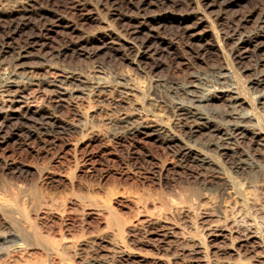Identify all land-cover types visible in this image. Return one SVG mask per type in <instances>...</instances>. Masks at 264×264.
<instances>
[{"label":"rangeland","instance_id":"rangeland-1","mask_svg":"<svg viewBox=\"0 0 264 264\" xmlns=\"http://www.w3.org/2000/svg\"><path fill=\"white\" fill-rule=\"evenodd\" d=\"M263 11L264 0H0V76L17 73L30 84L13 122L0 129V231L14 230L24 239L21 248L14 241L1 245L0 264L156 261H123L122 248L162 256L161 264H200L183 250L193 240L187 243L180 234L200 235L210 244L209 225L218 220L235 228V236L251 224L264 225V97H257L264 82L252 84L264 78V44L246 54L237 45L240 31L255 30ZM24 49L30 54L16 60ZM66 69L108 87L58 97L57 87L41 84ZM226 71L245 102L235 107L212 98L208 110L218 119L190 131L195 119L175 110L174 101L187 100L192 83L216 95L220 85L213 81ZM4 99L0 125L7 114ZM234 109L255 116L240 152L257 154L259 171L235 170L232 159L211 145L221 138L213 130L220 117ZM54 119L68 133L49 131ZM135 122L182 132L186 142L218 160L226 177L220 182L233 181L234 187L203 185L211 169L187 167L162 140L133 135ZM181 191L197 195L194 203L164 208V200ZM229 244L220 240L213 258L264 264V246L235 244V251Z\"/></svg>","mask_w":264,"mask_h":264},{"label":"bare ground","instance_id":"bare-ground-1","mask_svg":"<svg viewBox=\"0 0 264 264\" xmlns=\"http://www.w3.org/2000/svg\"><path fill=\"white\" fill-rule=\"evenodd\" d=\"M263 12H262V15L258 18V21H259L258 23L259 24H258L257 28L255 30L253 29V31L251 33L247 32V33H242L241 34V31H242L241 30L240 34H239V30L240 29L234 30L231 34L229 33L230 36L233 37V38L235 37V35L239 34V36H238L239 39L237 40L238 41V44H237L238 45V49L240 51L242 50V52H245V54H246V52L248 50H250V48H254L256 46H261V45L264 44V13ZM236 28H238V27H236ZM234 29H235V27H234ZM226 37H228V36H226ZM32 45H33V43H32ZM29 51H30L29 49H24V51L23 50L20 51L19 56L16 57V60L19 59V58H23L25 56H28L27 53L30 54ZM243 56H244V54H243ZM263 64H264V62H263ZM57 66H59V65H57ZM16 74L13 73V72H9L7 74L3 73V75L0 76V96L3 97V98H6L4 100H6V102H7V108H6V111H5L7 114H6V116H4V122L1 123L0 129H3L6 126H8V124H10V122L16 116V111L20 107L23 106V104L25 103V100H27V98H28L27 90L29 89V85L30 84H28L27 81L24 80L25 78L22 79L21 76L16 75ZM200 77L201 76L197 77L198 81H201ZM220 77H222V78H219V79H215L214 78L215 80L213 81L215 83L214 85H218V86L220 85L218 87L219 89L217 88V86L215 88V90L217 89V91H216L217 94L216 95L208 94V91L207 90H203V87H201L203 84L200 85L197 82L199 85L196 84V83L195 84L192 83V85H187V88L189 89V90H187V93L189 95L187 100L183 99L181 101H177L178 100V98H177V100H175L176 102L174 101L175 110H177L179 112H182V114L185 112L186 115H190V116H192L195 119V120L193 119L194 121L192 122V123H194V125L192 127L190 126L191 127L190 131H192V132L198 131V130H200V128H202L205 125L207 126V125H212L213 123H215L216 118H217V116H215L216 114L214 115L213 113L210 112V110H208V108H209L208 105H209V103H210L212 98H214V97L216 98V96L218 98L222 97V98L232 102L235 107L237 105L241 106V104H243V102H245V101L241 100V96L239 95V90L237 89V86H234L235 84L233 85L234 82H232L230 73H228L227 71L226 72H222ZM262 77H263L262 75L256 77V79H254L252 81V84L254 83V85L259 86V84L261 82H264V78H262ZM34 83H36V82H34ZM201 83H202V81H201ZM41 84H46L47 86L54 87V88L57 87L55 89V91L57 92L58 97H60L61 94H66V93L67 94H72L74 91L79 90V89L81 90L83 88H89V89H92V90H95V91H105V89H107V87H108L107 83H104V81H102V80L87 79V77H86V79H84V78H81L78 74L73 73L72 71H67V69L66 70H62V72H58L55 75L53 74L52 78L51 77L50 78L48 77V78H45V79L42 78ZM118 84H120V83H118ZM190 86H192V87L189 88ZM204 86H206V85L204 84ZM210 87H211V85H210ZM213 87H215V86H213ZM126 88H127V90L129 88V90L132 91V87L131 86L126 87ZM207 89H208V87H207ZM209 89H211V88H209ZM92 90H91V92H92ZM206 91H207V93H206ZM124 93H126V92H124ZM257 97H264V92L259 94V95H257ZM60 104L61 103L59 102L58 105H60ZM2 109L4 110V108H2ZM177 111H176V113H178ZM19 112H20V110H19ZM229 112L230 113H227V114L225 113L226 114L225 116L221 115L222 117H220V118L222 119L221 120L222 123L216 125V128L213 129L214 131L215 130L217 131V133L215 132V134H218V136L220 135L221 138H218V139H220V141L217 140L219 142H214V140H213V143H211V145L214 146V148H216L218 153L222 154L223 156L230 157L232 159V162H231L232 165L231 166L235 170H237V171H240V170L245 171L247 169H250V170H254V171L255 170L259 171L261 169V163L259 161V158H258L257 154H248V153L245 154V153L240 152L241 151L240 148L243 147L242 144H244L246 138L248 137L249 132H251L252 126L254 124H256L255 123L256 121L254 120L255 116L252 114L253 112L252 111H246L245 112V110L242 113H240L241 111L238 112L236 110L234 112H232V111H229ZM130 115L131 114L129 113L127 116H125L126 117L125 119L126 120L127 119L130 120L131 119ZM185 116H183V117H185ZM40 117H42V116H40ZM43 118H44V116H43ZM133 119L134 118H132V120ZM144 119H142V120H144ZM140 120H141V118L139 119V121ZM185 120H187V119H185ZM136 121H138V120H136ZM253 121H255V122H253ZM46 122H48V121H46ZM145 122H148V121H145ZM21 123H22V121H21ZM126 123H127V121H126ZM51 124L52 125H51L49 131H52L53 133L54 132H58V133L62 134L64 132L69 131V130L65 131L66 129H69V128H67V126L61 125V123L59 121H57V119H54V122L51 123ZM133 124H134V121H133ZM34 125L36 126V124H34ZM30 126H31V124H30ZM127 126H129V125H127ZM14 127H15V125H14ZM213 127H215V126H213ZM130 129H131V132H132L133 135L134 134H145L148 137H151V138L155 137V138H158V139L162 140L169 147L175 149L177 154H179L180 157L182 158V160L184 162V165H186L187 167L198 166V167H204V168L206 167V168L211 169L209 175L205 176V178L203 177V179H202L203 180L202 181L203 185H206V186H209V187H213V188H217V189L222 188V189H224V191L234 187L235 184L233 185V181L231 182V181H228L226 179L227 180L226 183L225 182L224 183L220 182V180L223 179V177L224 178H226V177H225L223 171H220L222 167L219 164L218 160L213 158L210 154H208L206 152L204 153L200 149L196 148L194 145H191L189 142H186V140L184 139V136L181 134L182 132H176V131L169 130V129L165 128L161 124L160 125H156V124H147V123H143V122H135V125H133ZM188 129H189V127H188ZM210 130H212V129H210ZM44 132H45V130H44ZM52 132H49V133H52ZM258 134H260V133H255V136H258ZM54 135H56V134H54ZM238 153H242V154H240V156H238ZM235 156H237L238 158H235ZM21 188L22 187H20V189ZM194 196L195 195L193 193H185V192L181 191V192L173 194V196L171 198H169L167 200H164L163 206H164V208L166 207L167 209H169V207L173 203H176L178 201H180L183 204H187L188 206L189 205L191 206L194 203V198L197 195L195 197ZM145 220H146V218H145ZM218 222H219V220H218ZM218 222L215 223V224L212 223V224L209 225V228L212 231L211 234H208L210 236L209 237L210 238V244H207L205 240H203L201 238H198L200 235L199 236L196 235V237H194V238L193 237L189 238V237H186L187 235L183 236L182 234H180L181 235L180 238H182V240H184L185 242L193 240V244H191V245L184 243L185 244L184 245V249H183L185 251L184 253H186L187 251L192 253L194 255L193 256V260L199 262L200 264H256L257 260L245 261L241 257H238V258H235V259L231 258V259H226V260L220 261L217 258H213V256L211 255V252H212L211 249L215 248V246H217L218 242L220 240H222V239L230 240V244L227 245L226 247L228 249H232V250H235V251H236V248H235L236 245L235 244H237V246H239V248H244V249H248V247H250V246H252V247H254V246H256V247L257 246H259V247L264 246V225H262V224L261 225L251 224L250 226L245 228L244 231L240 232L238 236H235L234 232H237V230L235 228L230 227V225H228L225 222L224 223L223 222L222 223L221 222L218 223ZM233 237H235V238H233ZM13 241H14V244L16 246H18V248L19 247L21 248L22 245H24V239H22L20 237V235L18 234L17 231H14V230H9V231H6V232L0 231V249L1 248L5 249V247H1L2 244H6V243H9V242H13ZM239 248H238V251H239ZM118 252H119V258L122 259L123 261L127 260L131 256H137V257H140L141 259H144V260L146 258L150 257L151 259L156 260L152 264H161V263H159V261H161V260L163 261V258H164V257L158 256V255H156V256H154V255L151 256L150 255L149 256L147 254H144V253H141V252H138V251H133V250L131 251L129 249L127 250L126 248H124V249L122 248ZM239 255H241V254H239ZM261 257L264 258V255H261ZM218 258H219V256H218ZM262 258H260V259H262ZM260 259H258V260H260ZM187 260H189V259H187ZM105 263L106 264H115V262L113 263V262L108 261V260ZM146 264H148V263H146ZM168 264H170V263H168Z\"/></svg>","mask_w":264,"mask_h":264}]
</instances>
